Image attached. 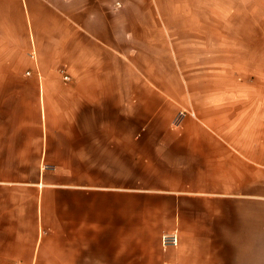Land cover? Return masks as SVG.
I'll return each mask as SVG.
<instances>
[{"label":"crops","instance_id":"0c3cea01","mask_svg":"<svg viewBox=\"0 0 264 264\" xmlns=\"http://www.w3.org/2000/svg\"><path fill=\"white\" fill-rule=\"evenodd\" d=\"M194 1L0 0V264H264V70Z\"/></svg>","mask_w":264,"mask_h":264},{"label":"rangeland","instance_id":"374dc122","mask_svg":"<svg viewBox=\"0 0 264 264\" xmlns=\"http://www.w3.org/2000/svg\"><path fill=\"white\" fill-rule=\"evenodd\" d=\"M194 2L214 20L204 21L205 26L197 30L175 31L177 36L195 39L199 53L224 55L231 69L252 71L261 65L264 70V0Z\"/></svg>","mask_w":264,"mask_h":264},{"label":"built area","instance_id":"2783aa9c","mask_svg":"<svg viewBox=\"0 0 264 264\" xmlns=\"http://www.w3.org/2000/svg\"><path fill=\"white\" fill-rule=\"evenodd\" d=\"M65 80H69V77H65ZM163 244L165 246L177 247L179 245V233H178V231L164 235L163 236Z\"/></svg>","mask_w":264,"mask_h":264}]
</instances>
